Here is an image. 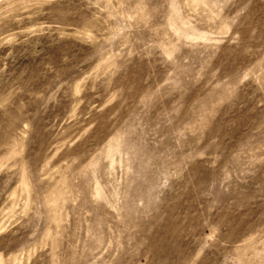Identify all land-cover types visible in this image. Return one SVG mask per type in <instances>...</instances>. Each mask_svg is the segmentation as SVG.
Here are the masks:
<instances>
[{"label": "rangeland", "instance_id": "374dc122", "mask_svg": "<svg viewBox=\"0 0 264 264\" xmlns=\"http://www.w3.org/2000/svg\"><path fill=\"white\" fill-rule=\"evenodd\" d=\"M0 264H264V0H0Z\"/></svg>", "mask_w": 264, "mask_h": 264}, {"label": "clouds", "instance_id": "9594fccd", "mask_svg": "<svg viewBox=\"0 0 264 264\" xmlns=\"http://www.w3.org/2000/svg\"><path fill=\"white\" fill-rule=\"evenodd\" d=\"M211 237V236H210ZM210 237H208V238H210ZM212 238V237H211ZM198 255H199V253H198Z\"/></svg>", "mask_w": 264, "mask_h": 264}]
</instances>
